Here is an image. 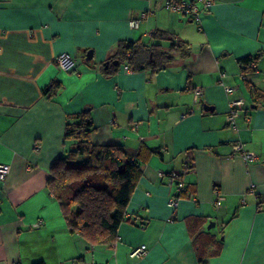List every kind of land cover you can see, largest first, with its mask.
Segmentation results:
<instances>
[{"label": "crops", "instance_id": "crops-1", "mask_svg": "<svg viewBox=\"0 0 264 264\" xmlns=\"http://www.w3.org/2000/svg\"><path fill=\"white\" fill-rule=\"evenodd\" d=\"M212 2L200 30L166 0H0V163L11 165L0 264H264V0ZM121 40L138 44L142 69L116 57ZM154 50L171 57L162 68ZM62 52L74 70L58 65ZM54 79L60 90L45 93ZM85 109L93 142L123 145L143 171L111 245L72 233L47 186L70 147L67 119ZM140 245L147 254L132 257Z\"/></svg>", "mask_w": 264, "mask_h": 264}, {"label": "trees", "instance_id": "trees-1", "mask_svg": "<svg viewBox=\"0 0 264 264\" xmlns=\"http://www.w3.org/2000/svg\"><path fill=\"white\" fill-rule=\"evenodd\" d=\"M138 52L136 42L121 40L116 57L121 61L130 54L128 59L132 66L142 69L137 60ZM170 59L165 52L154 50L151 65L155 69L162 68ZM60 88L61 82L54 79L44 92L55 95ZM94 130L91 109L68 117L65 143H70V147L53 164L47 186L59 200L72 233L80 234L93 244L111 245L118 238L143 171L138 159L129 156L123 145L94 143Z\"/></svg>", "mask_w": 264, "mask_h": 264}, {"label": "built area", "instance_id": "built-area-1", "mask_svg": "<svg viewBox=\"0 0 264 264\" xmlns=\"http://www.w3.org/2000/svg\"><path fill=\"white\" fill-rule=\"evenodd\" d=\"M212 5H213L212 0H166L165 6L170 11L179 12V13H182L184 15L191 17L199 25V29L202 30L203 29V26H202L203 18L205 16V14L207 13V11H209L211 9ZM146 15H147V12L144 11L139 15V17L132 19L130 22L131 26L134 28H137L140 25L142 19L146 17ZM56 61H57L58 65L65 71L74 70L76 68V64H77L75 58L69 52L60 53L57 56ZM250 67L252 69H255L256 63L251 61ZM245 77H246V75L243 74L242 78L244 79ZM226 89L228 92H232L234 90V87L226 86ZM196 94H197V96L201 95V91H197ZM230 105H231V109H230V113L228 115V121L234 128H236L237 127L236 114H237L238 110H241L246 106V99L243 97L242 98H234L231 100ZM136 125H137V123H136ZM234 147L237 151L241 152L243 154V156L249 161H255L259 158V156L256 153H254L252 151H246L244 149V144L241 141H238L234 145ZM191 166L192 165L189 164L186 168H190ZM10 172H11V165L10 164L0 163V182L1 183L6 181ZM160 174L163 175L162 172H160ZM169 176H170L169 178H170L171 182H173V181H175L176 178H178L180 176V173L177 171H173L169 174ZM176 187L180 193L181 191H183L185 189V183L182 180H178L176 182ZM179 193L171 196L169 199V204L174 208H177L179 205V201L181 198ZM224 199H225L224 195L220 191H218V197L216 199V204L218 206H221ZM147 251L148 250H147L146 245H140V246L133 249V251L131 252V256L132 257L143 256V255L147 254Z\"/></svg>", "mask_w": 264, "mask_h": 264}, {"label": "water", "instance_id": "water-1", "mask_svg": "<svg viewBox=\"0 0 264 264\" xmlns=\"http://www.w3.org/2000/svg\"><path fill=\"white\" fill-rule=\"evenodd\" d=\"M91 58H93V55H91V52H89L88 55H87V60H89V59H91ZM114 63H115V64H118V61H115ZM214 224H215V223H213L212 226H213ZM209 227H211V225H210Z\"/></svg>", "mask_w": 264, "mask_h": 264}]
</instances>
